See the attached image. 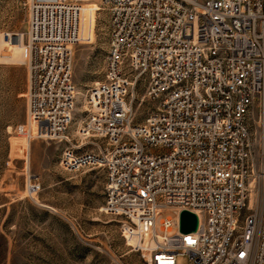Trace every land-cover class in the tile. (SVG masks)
<instances>
[{"label": "built area", "instance_id": "built-area-1", "mask_svg": "<svg viewBox=\"0 0 264 264\" xmlns=\"http://www.w3.org/2000/svg\"><path fill=\"white\" fill-rule=\"evenodd\" d=\"M25 6V31L2 36L29 69L21 130L29 143L65 141L66 171H104L102 212L147 264H176L179 255L190 264H264V0ZM103 13L105 78L89 90L77 142L68 136L74 52L93 42ZM182 211L198 217L197 231L181 232ZM165 212L176 218L162 221L160 234Z\"/></svg>", "mask_w": 264, "mask_h": 264}, {"label": "rangeland", "instance_id": "rangeland-1", "mask_svg": "<svg viewBox=\"0 0 264 264\" xmlns=\"http://www.w3.org/2000/svg\"><path fill=\"white\" fill-rule=\"evenodd\" d=\"M26 3L0 0V41L6 31H25ZM92 40L74 52L78 94L68 136L77 142L82 141L79 129L87 116L89 90L105 78L108 14L100 16ZM13 50L4 46L0 51V264H147L125 245L117 223L102 212L104 171H66L61 165L65 141L29 143L22 134L28 123L29 69L25 62L1 57ZM143 94L141 88L140 99ZM145 114L139 108L138 122ZM168 218L175 220L176 215L165 212L158 217V233L163 234L162 221ZM175 233L173 228L168 235ZM176 264H190V257L179 255Z\"/></svg>", "mask_w": 264, "mask_h": 264}, {"label": "water", "instance_id": "water-1", "mask_svg": "<svg viewBox=\"0 0 264 264\" xmlns=\"http://www.w3.org/2000/svg\"><path fill=\"white\" fill-rule=\"evenodd\" d=\"M198 217L189 211H182L180 215V229L184 234L197 231Z\"/></svg>", "mask_w": 264, "mask_h": 264}, {"label": "bare ground", "instance_id": "bare-ground-1", "mask_svg": "<svg viewBox=\"0 0 264 264\" xmlns=\"http://www.w3.org/2000/svg\"><path fill=\"white\" fill-rule=\"evenodd\" d=\"M4 46L5 47L11 46L12 48H14V50H13V53L11 55L5 53V54H2L1 57H3L6 61L22 62V63L24 62L20 47H16V46L6 44V42L4 41L3 36H2L1 41H0V51L3 50ZM159 236H161V235L159 234Z\"/></svg>", "mask_w": 264, "mask_h": 264}]
</instances>
